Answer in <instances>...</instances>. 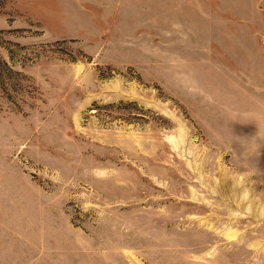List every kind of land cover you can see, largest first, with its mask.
<instances>
[{"label":"rangeland","instance_id":"rangeland-1","mask_svg":"<svg viewBox=\"0 0 264 264\" xmlns=\"http://www.w3.org/2000/svg\"><path fill=\"white\" fill-rule=\"evenodd\" d=\"M0 264H264V0H0Z\"/></svg>","mask_w":264,"mask_h":264}]
</instances>
